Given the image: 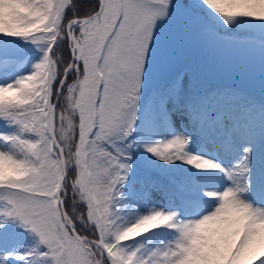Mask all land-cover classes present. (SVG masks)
<instances>
[{"label":"snow or ice","instance_id":"snow-or-ice-1","mask_svg":"<svg viewBox=\"0 0 264 264\" xmlns=\"http://www.w3.org/2000/svg\"><path fill=\"white\" fill-rule=\"evenodd\" d=\"M0 264H264V0H0Z\"/></svg>","mask_w":264,"mask_h":264},{"label":"rangeland","instance_id":"rangeland-1","mask_svg":"<svg viewBox=\"0 0 264 264\" xmlns=\"http://www.w3.org/2000/svg\"><path fill=\"white\" fill-rule=\"evenodd\" d=\"M173 122L175 124L176 130L177 131H183V128L181 127L182 122L186 123V120L184 117L180 116V115H175L173 117ZM138 134L143 131V122L141 123V126L138 128ZM199 147V143L197 141V139L194 137L193 138V148H198ZM155 196V200L158 203H162L163 201L161 200V197L159 194H154Z\"/></svg>","mask_w":264,"mask_h":264},{"label":"trees","instance_id":"trees-1","mask_svg":"<svg viewBox=\"0 0 264 264\" xmlns=\"http://www.w3.org/2000/svg\"><path fill=\"white\" fill-rule=\"evenodd\" d=\"M148 92L147 90L145 91V100H147Z\"/></svg>","mask_w":264,"mask_h":264}]
</instances>
